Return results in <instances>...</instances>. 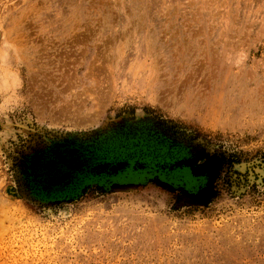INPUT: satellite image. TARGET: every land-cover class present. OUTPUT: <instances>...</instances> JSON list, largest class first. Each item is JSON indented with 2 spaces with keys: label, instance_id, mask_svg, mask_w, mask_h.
I'll return each mask as SVG.
<instances>
[{
  "label": "rangeland",
  "instance_id": "374dc122",
  "mask_svg": "<svg viewBox=\"0 0 264 264\" xmlns=\"http://www.w3.org/2000/svg\"><path fill=\"white\" fill-rule=\"evenodd\" d=\"M263 154L264 0H0V264H264Z\"/></svg>",
  "mask_w": 264,
  "mask_h": 264
},
{
  "label": "trees",
  "instance_id": "16d2710c",
  "mask_svg": "<svg viewBox=\"0 0 264 264\" xmlns=\"http://www.w3.org/2000/svg\"><path fill=\"white\" fill-rule=\"evenodd\" d=\"M240 159L234 154L217 153L212 155V158L206 161L216 173L224 167L232 168L233 165L240 163ZM261 162L264 163V154L261 157ZM264 182V178L262 179Z\"/></svg>",
  "mask_w": 264,
  "mask_h": 264
},
{
  "label": "bare ground",
  "instance_id": "6f19581e",
  "mask_svg": "<svg viewBox=\"0 0 264 264\" xmlns=\"http://www.w3.org/2000/svg\"><path fill=\"white\" fill-rule=\"evenodd\" d=\"M198 172H203V169H196ZM200 174V173H199ZM212 177H214V175H211L210 176V179L209 180H212ZM135 185L133 184H127V185H114L113 187L114 188H117V189H121V190H128V189H132Z\"/></svg>",
  "mask_w": 264,
  "mask_h": 264
},
{
  "label": "water",
  "instance_id": "95a60500",
  "mask_svg": "<svg viewBox=\"0 0 264 264\" xmlns=\"http://www.w3.org/2000/svg\"><path fill=\"white\" fill-rule=\"evenodd\" d=\"M194 173V172H193ZM134 185V184H133ZM119 186H121V185H119Z\"/></svg>",
  "mask_w": 264,
  "mask_h": 264
}]
</instances>
